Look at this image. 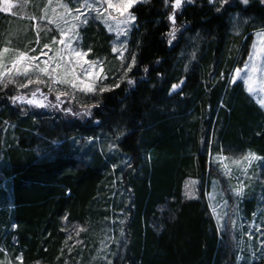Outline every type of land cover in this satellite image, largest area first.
Instances as JSON below:
<instances>
[{
    "label": "trees",
    "instance_id": "obj_1",
    "mask_svg": "<svg viewBox=\"0 0 264 264\" xmlns=\"http://www.w3.org/2000/svg\"><path fill=\"white\" fill-rule=\"evenodd\" d=\"M171 3L131 9L130 72L100 22L81 30L87 59L108 76L90 105L73 108H90L91 116L67 113L65 105L23 111L7 99L13 87H0L1 260L17 264L22 254L23 264H264L262 257L238 263L229 225L218 227L203 195L213 154L264 160V112L241 83H229L253 32L264 31V4L230 0L217 11L218 0L185 2L173 25ZM233 15L248 20L237 35ZM8 17L0 13V50L33 55L43 45L40 34L29 30L17 47ZM189 179L201 182L195 199L184 196ZM259 179L255 193L264 202V175ZM253 203L244 202L246 220Z\"/></svg>",
    "mask_w": 264,
    "mask_h": 264
},
{
    "label": "rangeland",
    "instance_id": "obj_2",
    "mask_svg": "<svg viewBox=\"0 0 264 264\" xmlns=\"http://www.w3.org/2000/svg\"><path fill=\"white\" fill-rule=\"evenodd\" d=\"M251 1L249 0V3ZM147 2L139 0L136 5ZM8 3L12 7L6 8L4 0H0V9H4L0 13L8 15L10 23L16 29L15 43L17 47L20 37L27 36L29 30H34L36 35L40 34L43 45L49 44V48H43L42 45L33 55L24 53L27 57L36 58L29 61L32 67L27 75H20L12 71L10 73L12 83H7L9 75H5L3 83H0L2 90L11 85L13 87L11 91H15L16 95L24 98V103H21L19 100L15 104L12 103L17 109L20 108L23 111H48L55 110L56 108L55 112H57L62 105H65V109L76 107V109L80 110L84 106L90 105L89 102L101 92V88L107 89L108 84L106 83V79L108 76L104 68L98 61H89L82 49L81 30L91 21L100 22L106 32L112 36V54L122 64H130V61L127 60V44L133 27L126 35L123 32L117 34L113 18H118L119 13L114 8H108L107 4L102 3V0L100 3H97V0H88V3L94 7L107 9L102 14L84 7V0H51V3H49V0H8ZM61 5L66 6L70 11H66L65 7H61ZM77 8H80L79 13L76 12ZM178 10H175V13ZM172 12L173 9L171 7L170 14ZM77 16L80 18L76 19ZM85 16H87V23H82ZM247 21L245 19L240 20L233 15L230 18L232 33L235 35L239 34L248 23ZM169 22L172 24L170 20ZM121 28H123V25ZM53 38H55L56 43H52ZM61 39H64V44L59 43ZM69 41L71 42V49L67 47ZM60 50H63L64 53L62 60H60L58 55ZM77 51L83 54L82 57L78 58L75 55ZM70 52L71 55H69ZM20 53L18 48L14 51L9 50L8 52L0 50V64L4 65L2 70L5 73H8L13 60ZM57 63H61V67L53 71ZM253 66L256 68L255 73L251 71ZM45 67H47L52 77H63L67 70L69 74L68 79L77 83V88H71L68 83H53L48 75L39 71L40 68ZM237 68L241 69L240 76L242 78L249 74L254 75L257 79V86H259V81L264 78V31L257 30L253 32L244 62L232 70L230 78L234 75ZM28 78L34 81L41 80L43 83H32L27 87L21 88L20 84H27ZM236 83H241L245 92L260 108L258 99L264 94H250L247 91V86L243 83V79H238ZM85 85H91L93 91H84ZM33 92L36 93L35 97L33 96ZM60 92H66L67 95H62L60 101H57L55 97ZM30 99L43 102L45 107L40 108L34 104H28L27 100ZM52 105H58V107H52ZM262 111L264 112V109ZM65 112L63 114H66ZM83 143L89 144L91 140L84 139ZM98 143H101V140ZM113 149L114 147L111 144L109 151L111 152ZM249 154V152H243L240 155H233L231 157H223L220 153L213 154L210 158V167L213 174L210 175L207 185L206 182L203 183V195L209 204L218 227L222 228V225H229L238 263H250L258 257H262L264 260V251L260 247L261 242L264 241V202L262 201L261 194L255 193L259 178L262 174L264 175V171L262 170L264 160L255 159L249 166L248 161L244 159ZM200 188L201 182L189 179L184 184V196L188 199H195L202 191V188ZM238 188H243L242 196L235 194ZM254 193L257 194L255 197L252 196ZM248 199L254 203L251 217L246 220L244 202ZM225 201L227 202L226 207L224 206ZM104 251H106V248L103 243L98 250L99 256H103ZM0 261H7L8 264H12L6 255L5 259H0ZM93 262L95 263V257Z\"/></svg>",
    "mask_w": 264,
    "mask_h": 264
},
{
    "label": "snow or ice",
    "instance_id": "obj_3",
    "mask_svg": "<svg viewBox=\"0 0 264 264\" xmlns=\"http://www.w3.org/2000/svg\"><path fill=\"white\" fill-rule=\"evenodd\" d=\"M4 2H5L6 8L12 7V5L8 3V0H4ZM100 2H101V0H97V3H100ZM138 2H139V0H115V3H114V0H102V3L107 4L108 8H114L115 11L119 13V17L118 18L117 17L113 18L114 24H115V30L117 31V34H120L121 32H123L126 35L129 31H131L132 27H135V21H136L137 17H136V15L133 12H131L129 10L131 8H133ZM144 2H147V0H144ZM185 2L193 3L194 0H172L171 7L173 9V12H172V14L169 15L168 18L172 22L173 25H175V23H176L175 10L180 9L182 4H184ZM210 2H212V0H210ZM218 2H219L220 7H218L216 10L220 11L221 8L224 5L229 4L230 0H218ZM49 3H51V0H49ZM164 3L167 5L169 3V0H164ZM239 3H241L244 6H247L249 4V0H239ZM260 3L264 4V0H260ZM83 6L86 7V8H89L90 10H93V11L97 12L98 14H102L104 11H107V9H103L102 7H94L92 4L88 3V0H84ZM61 7H65L66 11H70L64 5H61ZM2 10H4V9H0V11H2ZM76 12L79 13L80 12V8H77ZM79 18H80L79 16L76 17V19H79ZM82 23H87V16L84 17V20L82 21ZM122 25H123V28H121ZM176 30L177 29L173 28L172 32L169 33V36L174 38ZM38 42L39 41H37V43ZM52 43H56L55 38H53ZM59 43L60 44H64L65 43L64 39L59 40ZM122 43H124V42H122ZM67 47L69 49H71V42L70 41L67 44ZM43 48H49V44H47V43L44 44ZM8 51H9L8 48H4L3 49V52H8ZM114 51H115V49H114ZM63 54H64L63 50H60V52L58 53L60 60L63 59ZM69 55H71V52L69 53ZM75 55L78 58H80V57H82L83 54L77 51V52H75ZM33 59H36V58L35 57H27L26 54H24V53L18 54L15 57V59L13 60L11 68L9 69L8 73H5L2 70L4 65L0 64V83H3V77L5 75H9V79H8L7 83H12V79H11V76H10V73L12 71L17 72L20 75H27V73L29 72V70L32 67V65H31V63L29 61H31ZM129 59H130V64L126 65V68H127L128 72H130L132 70V66L135 65V63H136V57L135 56H130ZM60 67H61V63H57L55 68L53 69V71H56ZM39 71L44 73L45 75H48L49 79L52 80L53 83H56V84L68 83V84H70L71 88H73V89L77 88V83L73 82V80H71V79H68V75L69 74H68L67 70L65 71L63 77H61V76L52 77L49 74L47 67L40 68ZM147 71H148V69L145 68V72H147ZM251 71H252V73H255V71H256L255 66L252 67ZM240 73H241V69L237 68L235 70L234 75L231 76V78L229 80V83L236 84L238 79H243V83H244V85L247 86V91L250 94H255V93L264 94V78H262L259 81V86H257V79H256V77L254 75L249 74L246 77L242 78L240 76ZM125 75H126V73H125ZM223 75L224 74L221 73V77H223ZM32 83L39 84V83H43V81H41V80H35L34 81L33 79L28 78L27 84H23L22 83V84H20V87L24 88V87H27L29 84H32ZM127 83L129 85H131V84L134 83V81L132 79H128ZM183 83H184L183 81H180L179 84L171 85V90L172 91H176L179 87H181L183 85ZM115 86L119 87V84H117ZM83 90L91 92V91H93V88L91 87V85H85ZM105 90L106 89H103V88L100 89L101 92H103ZM50 91H51V89H50ZM35 95H36V93L33 92V96L34 97H35ZM62 95H67V93L66 92H60L59 94L56 95L55 99L57 101H60ZM7 99L9 101H11L13 104H15V102L17 100H19L21 103L25 102L24 98L22 96L13 95V94H9L7 96ZM27 103L30 104V105L34 104V105H36L37 107H40V108L45 107V104L43 102H41L39 100H35V99L27 100ZM258 103H259L260 108L264 109V95H262L258 99ZM52 107H58V105H52ZM221 107H223V105H221ZM65 111L67 113H73V109H71V108H68ZM73 114L81 116V117L91 116L92 115L90 108H85V110L83 112L73 113ZM97 123H99V121H97ZM244 159L248 161V165L250 166L251 162L253 160L261 159V158L257 157L255 154L250 153ZM235 194L237 196H242L243 195V188H238L235 191ZM224 206L225 207L227 206V202L226 201L224 203ZM218 219H219V217H218ZM221 227H225V226L222 225ZM249 235L251 236V234H249ZM260 247H261V250L264 251V241L261 242ZM3 251H6V250L3 247H0V252H3ZM0 264H8V262L7 261H0ZM17 264H23V256H22V254L17 257ZM109 264H111V261H109Z\"/></svg>",
    "mask_w": 264,
    "mask_h": 264
},
{
    "label": "water",
    "instance_id": "obj_4",
    "mask_svg": "<svg viewBox=\"0 0 264 264\" xmlns=\"http://www.w3.org/2000/svg\"><path fill=\"white\" fill-rule=\"evenodd\" d=\"M177 90H179V88ZM171 92H172V90H171Z\"/></svg>",
    "mask_w": 264,
    "mask_h": 264
}]
</instances>
